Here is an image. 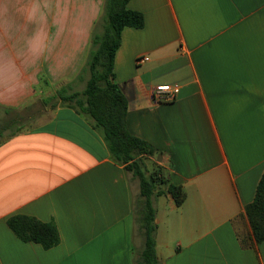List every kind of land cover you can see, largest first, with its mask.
I'll return each mask as SVG.
<instances>
[{
    "label": "crops",
    "instance_id": "crops-1",
    "mask_svg": "<svg viewBox=\"0 0 264 264\" xmlns=\"http://www.w3.org/2000/svg\"><path fill=\"white\" fill-rule=\"evenodd\" d=\"M74 2L95 25L105 0ZM128 7L145 25L122 32L115 83L128 101L129 132L157 150L144 161L163 181L155 198L161 264H264V242L252 245L246 216L264 173V0H130ZM88 49L57 42L32 90L0 107L24 109L53 87L75 85ZM160 85L180 91L157 101ZM168 184L187 193L181 207ZM139 199V178L111 159L91 121L58 107L0 144V264H136ZM14 216L53 224L59 244L21 241L8 226Z\"/></svg>",
    "mask_w": 264,
    "mask_h": 264
},
{
    "label": "trees",
    "instance_id": "trees-1",
    "mask_svg": "<svg viewBox=\"0 0 264 264\" xmlns=\"http://www.w3.org/2000/svg\"><path fill=\"white\" fill-rule=\"evenodd\" d=\"M130 0H105L102 14L97 22L107 30V38L101 48H89L86 61L76 77L84 81L83 91L74 88L75 81L51 88L52 94L41 98L44 107L52 105L70 107L87 117L94 128L100 132L106 142L111 159L140 180V199L134 203L133 218L136 232L143 239V249L136 258V264H161L157 254V224L155 198L162 194L159 186L163 183L159 171L147 174L144 158L154 157L157 150L146 141L133 136L127 127L128 101L115 83L114 61L122 43V32L126 28L141 29L145 17L141 12L129 9ZM96 22V23H97ZM94 36H101L99 28ZM91 66V73H89ZM44 84L46 81H44ZM28 110V107L25 108ZM6 119H0V137L7 129L9 136L21 132L18 127L25 116L20 110L2 109ZM25 111V110H24ZM7 138V137H6ZM5 140V139H4ZM0 141V144L4 141ZM177 207H181L187 193L181 186L168 184L167 190ZM246 216L251 227L252 245L264 242V173L258 184L254 201L246 207ZM9 228L23 242L40 244L44 249H51L60 242L57 228L27 216H14L8 220ZM242 245H246L244 241Z\"/></svg>",
    "mask_w": 264,
    "mask_h": 264
},
{
    "label": "clouds",
    "instance_id": "clouds-1",
    "mask_svg": "<svg viewBox=\"0 0 264 264\" xmlns=\"http://www.w3.org/2000/svg\"><path fill=\"white\" fill-rule=\"evenodd\" d=\"M90 15L74 0H0V102L32 90L35 70L57 42L72 51L101 48L107 30Z\"/></svg>",
    "mask_w": 264,
    "mask_h": 264
},
{
    "label": "rangeland",
    "instance_id": "rangeland-1",
    "mask_svg": "<svg viewBox=\"0 0 264 264\" xmlns=\"http://www.w3.org/2000/svg\"><path fill=\"white\" fill-rule=\"evenodd\" d=\"M88 77L86 76V79ZM86 79L84 81H76V84L74 85V89L77 91H83L86 86ZM52 94V91L46 95L50 96ZM50 106L44 107L41 104V99L34 102L32 105L28 107V110L20 109L22 111L21 113L25 116V120L23 122H20L18 127H20L22 130H30L33 128H36L40 123L46 121L50 114L54 111ZM25 110V111H24ZM21 130V131H22ZM11 133V130L7 129L3 132V137H0V141L6 139V137L9 136ZM137 231V230H136ZM137 233V232H136ZM143 240V239H142Z\"/></svg>",
    "mask_w": 264,
    "mask_h": 264
},
{
    "label": "built area",
    "instance_id": "built-area-1",
    "mask_svg": "<svg viewBox=\"0 0 264 264\" xmlns=\"http://www.w3.org/2000/svg\"><path fill=\"white\" fill-rule=\"evenodd\" d=\"M148 58H139L137 64H142ZM180 87L178 85H160L155 87L153 90V97L157 101L167 102L175 99L176 95L179 93Z\"/></svg>",
    "mask_w": 264,
    "mask_h": 264
},
{
    "label": "water",
    "instance_id": "water-1",
    "mask_svg": "<svg viewBox=\"0 0 264 264\" xmlns=\"http://www.w3.org/2000/svg\"><path fill=\"white\" fill-rule=\"evenodd\" d=\"M161 161V157L159 156V158H158V162H160Z\"/></svg>",
    "mask_w": 264,
    "mask_h": 264
},
{
    "label": "bare ground",
    "instance_id": "bare-ground-1",
    "mask_svg": "<svg viewBox=\"0 0 264 264\" xmlns=\"http://www.w3.org/2000/svg\"><path fill=\"white\" fill-rule=\"evenodd\" d=\"M157 230V229H156Z\"/></svg>",
    "mask_w": 264,
    "mask_h": 264
}]
</instances>
